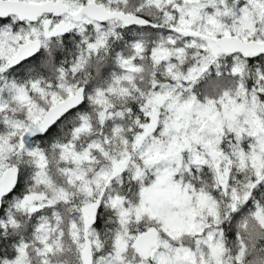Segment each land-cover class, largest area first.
Wrapping results in <instances>:
<instances>
[{
    "label": "snow or ice",
    "instance_id": "6c2138e0",
    "mask_svg": "<svg viewBox=\"0 0 264 264\" xmlns=\"http://www.w3.org/2000/svg\"><path fill=\"white\" fill-rule=\"evenodd\" d=\"M0 264H264V0H0Z\"/></svg>",
    "mask_w": 264,
    "mask_h": 264
}]
</instances>
